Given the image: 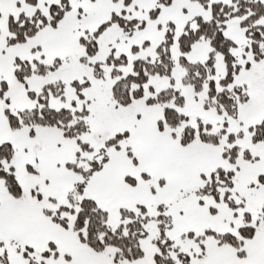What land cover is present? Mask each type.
<instances>
[{"label": "rangeland", "instance_id": "374dc122", "mask_svg": "<svg viewBox=\"0 0 264 264\" xmlns=\"http://www.w3.org/2000/svg\"><path fill=\"white\" fill-rule=\"evenodd\" d=\"M65 1L68 4L67 7V4L62 3V0H0V89L6 108L14 114L40 107L43 104V99H46L48 106L54 109L63 107L80 110L85 108L88 111V115L85 117L88 128L79 134L78 138L87 143L90 150H84L78 146V151H80V158L77 160L78 166L88 170L92 166L91 161L106 154L108 148L105 141L107 139L123 131L134 129V122H131L130 118L131 110L136 107L137 103L127 105V107L119 105L112 98L111 87L120 76L133 72L132 63L134 60L155 61L158 57L157 47L162 42L168 41L169 55L175 67L170 76L149 75L142 86L143 97L138 100L142 102L162 89L174 87L186 97V100L204 102L207 97V83L204 82L198 91H195L190 84L182 83L180 80L183 70L179 65V60L180 55L183 54L187 62L204 63L210 56L212 46L207 38H201L192 42L186 52L181 53L179 36L187 25L190 28H195L197 18L209 20L212 17L213 3L220 2L234 6V0ZM256 1H260L264 5V0ZM59 9H61V14L58 16ZM21 14L30 17V21L39 26L24 41H17L14 38L17 31L9 27V21L17 20ZM33 15H37V17L32 19ZM113 16L126 20L134 19L138 23L131 29H124L117 22H112L95 36L94 32L99 26L110 21ZM245 16L246 14H232L224 20L222 27L223 36L233 43L230 51L242 69L246 63L253 60L254 55L250 38L245 32L246 25L242 22ZM254 23H264V14ZM92 39L96 41V50L93 54H89L84 41ZM120 56H123L125 61L122 63L114 61ZM24 61L28 62L31 71L23 78H19L15 69L19 68L21 62ZM96 63L102 71L99 76L94 73ZM39 65L44 66L42 71L38 70ZM212 65L213 71L209 78L214 80L216 89H220L222 87L219 82L220 78L224 77L226 73L221 51L214 50ZM115 69L120 72L119 75L112 73ZM73 81L80 84L86 83L85 86L79 87L81 88L80 94H78L79 89L72 84ZM226 87L231 88V85ZM101 105L102 107H100ZM198 120H201L203 124H210L209 127L203 126L204 131L217 133L223 129L220 142L224 141L225 144H229L227 139L230 134L235 135L241 131L242 135L236 136L232 144L247 143L250 140L251 131L242 129L239 122L232 117H226L227 124L224 125L223 122L207 120L199 114H188V118L174 132L182 133L186 125L197 131ZM123 142L125 147L130 148L126 140ZM238 149L235 162L225 161L223 169L234 171L232 196L235 197L237 203L242 201L243 206L236 208L228 206L224 200L222 188L218 191L217 200L212 195H208L212 200L216 202L219 200V203L236 212L235 217L231 215L230 218H226L223 216V213L226 212L219 209L218 213L221 215L215 216L226 226H230L228 223H231L235 227L255 225L260 211L259 203L261 199H264V186L261 183L257 182V187H255L249 184L251 181L249 177L238 175L236 167L240 166L242 162L245 147L239 146ZM77 179H81L79 172ZM212 208L216 212L215 206ZM241 209L250 212L251 220L248 223L242 215L244 212L240 211ZM154 211L161 213L156 209ZM61 215L68 217L69 221H72L74 216L71 213H62ZM161 216L160 219L152 216L143 223L145 235L140 238L139 245L144 250L147 248V252L151 241L160 234V222L164 224L165 236L169 237L167 233L171 231L172 220L166 214ZM206 229L216 234L225 233V229L219 223ZM228 233L237 236V231ZM170 239L172 243L167 257L173 264H195L196 255L206 253L217 242V238L212 234L199 240L188 237H172ZM201 243L203 246L200 245ZM155 247L157 251L158 248L156 245ZM4 251L6 252V250ZM122 261L128 262V260ZM151 264L153 263L151 262Z\"/></svg>", "mask_w": 264, "mask_h": 264}, {"label": "crops", "instance_id": "0c3cea01", "mask_svg": "<svg viewBox=\"0 0 264 264\" xmlns=\"http://www.w3.org/2000/svg\"><path fill=\"white\" fill-rule=\"evenodd\" d=\"M248 63L249 67L240 71L234 80L247 93V99L238 105L234 118L246 130L264 117V58ZM138 99L127 104L137 103L130 118L134 129L128 131L118 146L108 147L106 160L88 177L84 195L105 211L112 223L120 220L122 210L139 212L140 207L145 213L155 216L158 213L154 209L162 204V214L172 220L171 231L167 233L169 239L188 237L197 240L196 235L217 223L225 232L235 233L239 226L231 223L226 226L215 216L221 215L219 209L226 212L223 213L226 218L235 217L236 212L208 195L196 194L212 171L223 168L225 161L229 162L223 155V149L229 144L224 141L211 144L194 138L183 145L168 127H159L163 118L162 107ZM5 108L3 93L0 92V144L9 142L12 146V164L21 189L20 197L14 198L0 180V247L6 250L8 264H30L22 255L25 249L32 250L35 264L153 263L156 253L153 241L148 252L147 248L143 249L141 258L128 262L114 261V248L95 251L79 241L69 228L45 214L46 210L55 211L68 204L67 196L77 180V172L67 165L77 163V142L55 126L35 125L32 132L26 125L12 129ZM177 109L183 114H199L219 123L224 120L223 115L208 109L200 101L186 100V97ZM124 140L128 142L134 159L128 154ZM236 146L237 149L245 147L251 156V159H246L243 150L242 162L236 167L238 175L249 177V184L255 187L257 182L264 186V179H260L264 177V141L253 143L248 140L247 143L237 142ZM263 203L264 199H261L260 209ZM241 219L243 221V217ZM189 233L194 236L189 237ZM49 245L58 255L40 257L38 253ZM240 245L244 251L241 256L237 255L235 247L217 240L206 253L196 255L195 264H264V226L258 228L251 238L241 239Z\"/></svg>", "mask_w": 264, "mask_h": 264}, {"label": "trees", "instance_id": "16d2710c", "mask_svg": "<svg viewBox=\"0 0 264 264\" xmlns=\"http://www.w3.org/2000/svg\"><path fill=\"white\" fill-rule=\"evenodd\" d=\"M170 1V0H167ZM235 4L226 5L220 2L212 4V17L209 20H203L197 18V26L190 28L188 25L185 30L179 36V47L181 53L186 52L192 42L207 38L212 46L209 58L204 62H187L184 59V55H180L179 65L181 66L183 73L181 74V82L184 84H190L195 91L202 88L203 83L206 82L208 86L207 97L203 104L208 109L223 115L224 120L222 124H227L226 117H236L237 107L240 103L247 99L246 90L235 84L234 80L242 69L238 63H236L235 57L230 51V47L233 45L232 41L222 34V27L224 26V20L232 14L245 15L242 22L246 25V35L250 38L253 61L258 62L264 58V23H254L255 20L260 18L264 14V5L260 1L256 0H234ZM62 3L67 4L65 0ZM68 4L66 5V7ZM61 14L59 9L57 15ZM37 15H33L32 19ZM9 27L17 31V35L14 37L17 41H24L27 36L31 35L38 26L30 21V17L20 15L17 20H10ZM117 22L124 29H131L133 25L138 22L134 19L126 20L124 18L113 16L110 21H107L99 26L94 32L96 36L102 29L108 24ZM42 25V24H40ZM86 43V50L89 54H93L96 50V41L94 39L90 41H84ZM214 50H219L223 54L224 62L226 66V73L224 77L220 78V84L222 87L216 89L214 80L209 78V75L213 71L212 54ZM158 57L155 61L149 59H136L132 63V73L125 76H120L111 87V95L113 99L119 105H127L134 99L143 97V83L147 80L149 75H168L172 73L175 64L169 55L168 41L162 42L157 47ZM109 61V60H108ZM117 63L125 61L123 56L118 59H114ZM249 63L242 69L249 67ZM94 73L96 76L102 74L101 68L98 63L95 64ZM44 66L39 65L38 70L42 71ZM15 73L19 78H23L30 73V66L28 62H21L19 68L15 69ZM114 75H119L118 70H113ZM72 84L79 89L86 83H77L73 81ZM228 88L226 86H230ZM1 92V90H0ZM81 96V95H80ZM147 104H158L162 107L163 118L159 122V127H168L173 135H176L183 145H186L194 138H199L201 141L211 144H217L220 142L221 129L217 133H210L204 131L203 126L209 127L210 124H203L201 120H198L197 131L186 125L182 133H175L174 130L188 118V115L178 111V107H181L184 102V96L181 92L174 88L168 87L160 90L154 96L145 98ZM42 105L30 110H24L19 114L11 113L5 108V114L9 125L12 129H17L21 126H28L30 132H32L35 125L42 126H55L59 128L62 133L69 138L76 140L77 145L84 150H90L87 143L79 140L78 135L86 131L88 126L85 123V117L88 111L85 108L80 110H71L69 108L54 109L48 106L46 99L42 100ZM251 137L250 141L253 143L264 141V117L259 120L255 125L250 128ZM241 132L233 135L230 134L227 141L229 146L223 149V155L230 163H234L237 157V146L233 145L234 138L240 135ZM128 135V131H123L116 134L105 141L106 147L118 146L120 141ZM130 157H133L129 148H126ZM13 149L9 142L0 144V180L2 181L5 190L14 198H19L21 195V189L17 180L14 166L12 164ZM76 160L79 159V151L75 154ZM244 157L251 159L247 150H244ZM107 155L104 154L99 159L91 161L92 166L85 170L82 166L72 163L67 166L74 172L81 174V179H77L74 182L73 189L67 196L69 206L58 207L55 211L46 210L45 214L50 216V219L61 224L62 226L69 228L81 241L95 251H103L106 247L114 248L112 258L114 261L118 260H136L143 256L144 250L139 245V240L145 235L143 230V223L149 219V214L145 213L143 208H139V212L132 210H122L120 214V220L113 224L108 214L101 210L95 202L84 195V187L88 177L96 170H98L103 162L106 160ZM234 171L225 170L222 167L216 168L208 176L206 183L196 191L198 196L212 195L215 200L218 199L219 189L224 190V200L228 206L232 208L242 207L243 202H236L235 197L232 196L231 188L233 187ZM264 179L263 176L260 178ZM38 194V193H36ZM157 210L163 211L162 204L157 205ZM74 214L72 221H69L68 217L61 215ZM143 213V214H141ZM156 214V218H162L161 214ZM247 223L250 221V215L247 212L243 214ZM264 226V203L261 206L259 216L255 225H244L237 229V236L229 234L228 232L222 234H216L213 231L206 229L202 233L196 235V239L204 238L206 235H214L219 243L229 244L237 249V255H243L244 251L240 248L241 239L251 238L256 230ZM160 234L157 238L153 239L154 244L157 246L153 257V264H173L167 257L168 250L172 241L165 236L163 231L164 224L159 223ZM189 237H193V233L188 234ZM203 246V244H200ZM32 254V250H22V255L27 258L30 264H35ZM40 257L45 258L49 256H56L58 252L52 245L46 250L38 253ZM203 254V253H202ZM202 254H199L201 256ZM0 264H8L7 255L3 247H0Z\"/></svg>", "mask_w": 264, "mask_h": 264}]
</instances>
